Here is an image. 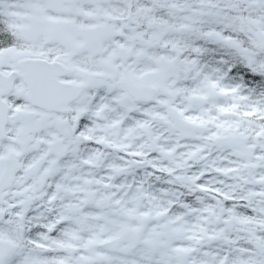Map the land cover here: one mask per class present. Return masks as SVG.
Masks as SVG:
<instances>
[{
  "label": "snow or ice",
  "instance_id": "6c2138e0",
  "mask_svg": "<svg viewBox=\"0 0 264 264\" xmlns=\"http://www.w3.org/2000/svg\"><path fill=\"white\" fill-rule=\"evenodd\" d=\"M0 264H264V0H0Z\"/></svg>",
  "mask_w": 264,
  "mask_h": 264
}]
</instances>
